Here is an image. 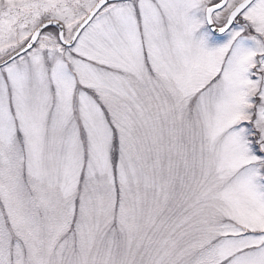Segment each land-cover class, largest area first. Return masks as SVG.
Segmentation results:
<instances>
[{"label": "snow or ice", "instance_id": "6c2138e0", "mask_svg": "<svg viewBox=\"0 0 264 264\" xmlns=\"http://www.w3.org/2000/svg\"><path fill=\"white\" fill-rule=\"evenodd\" d=\"M0 264H264V0H0Z\"/></svg>", "mask_w": 264, "mask_h": 264}]
</instances>
